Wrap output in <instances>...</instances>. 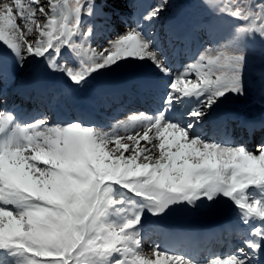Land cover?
Masks as SVG:
<instances>
[{
	"label": "snow or ice",
	"instance_id": "obj_1",
	"mask_svg": "<svg viewBox=\"0 0 264 264\" xmlns=\"http://www.w3.org/2000/svg\"><path fill=\"white\" fill-rule=\"evenodd\" d=\"M206 3L236 22L232 35L177 69L155 31L169 0L106 46L87 21L122 20L119 6L131 0H0V83L35 73L85 90L135 65L116 91L135 88L152 103L107 130L80 118L21 122L0 88V264H196L155 242L145 253L146 217L221 200L242 231L230 254L207 264H264V119L245 123L251 143L203 133L225 102L247 101L254 88L264 97V79L247 77V42L264 40V0Z\"/></svg>",
	"mask_w": 264,
	"mask_h": 264
},
{
	"label": "rangeland",
	"instance_id": "obj_2",
	"mask_svg": "<svg viewBox=\"0 0 264 264\" xmlns=\"http://www.w3.org/2000/svg\"><path fill=\"white\" fill-rule=\"evenodd\" d=\"M99 1L100 0H97L98 3L102 4V2ZM5 2H8V0H5ZM155 2L156 0H131L132 7H129L124 4H121L119 6L123 12L122 20L113 18L111 21H109L107 19L96 20L95 18H93L88 20L87 23H91L95 26L96 31L98 33L97 43L100 46H106V41L108 38H110L116 32H123L127 28L135 26V21L139 18L140 13L145 11L147 7L151 6ZM190 2L192 5V9L187 11L184 8V4L185 3L188 4L189 0H169V3L172 5V7H170L166 11L162 23L157 26L158 36L162 37V39H165L167 37V34L169 33L170 26H176L177 19H179L181 16L184 15L185 23L187 26L186 28L187 31L185 32H187L188 37L191 38L189 42L187 41L184 43V50H183L184 57H180V59L182 58L185 59V61L183 59V65L186 63H190L199 53L203 52L205 49H208V47L209 48L213 47L212 49H214L217 46L225 44L228 41V39L231 37L232 32L234 30V25L236 24L235 21H231L227 18H221L215 15L213 10L208 7L206 0H190ZM106 10L107 9H105V11ZM207 20H211L210 24L212 26L205 24ZM86 26L87 24L84 25V27ZM179 30L181 31V28H179ZM216 35L221 36L220 38L221 40L218 44L215 43ZM173 42L174 40L171 41V44L168 47H166L165 50L168 52L170 62L173 64L175 68L179 69L182 68L183 66L182 65L179 66L177 62L175 55L176 48ZM247 49L251 57L247 70V77L255 85L261 79H264V40H261L259 37H257L255 39L248 41ZM131 72H137V68L135 65L127 66L125 71H122L120 73H110L102 77H109V78L116 77V81L120 85H122L123 83L122 77L125 74H130ZM37 78L39 77H37L35 73L32 74L22 73L19 74L14 81H10L7 85L0 83V88H2L6 94L8 105L10 103V99H12L13 97L14 92H16V90L18 89V86L26 83L28 84V88L31 91L32 89L30 88L34 87V85L37 82ZM57 79L59 80L60 88L65 89V91L67 90L69 94H72L74 91H80L90 96H93L95 94L92 85H90L85 90H73L71 89L70 86H67L66 80H64L63 78H57ZM13 86H17V87L14 88ZM7 89H13V93L9 94L8 91L10 90ZM19 99L23 102L25 101V105H27L28 108L30 109V107L32 106L31 98H29L31 100L27 99L26 97L23 99L21 97ZM23 102H20L19 104H22L21 106H24ZM256 105L260 106L264 110V97H262L259 91H256L255 88L252 97L247 101L230 100L228 102H225L219 108L230 107L231 109L234 110L232 114L236 115L232 119H237V120H235L236 121L235 122L229 119L228 117L229 114L225 111L223 114L224 116L222 115L224 118L221 121V125H220L221 128H223V130L226 131L230 123L232 124L233 129L235 125L239 127L240 124L243 123V118L249 115L248 114L249 110ZM33 108L30 110V112L28 111L30 115L32 114L31 112L33 111ZM129 115L130 114H128L127 117ZM231 116L232 115H230V117ZM127 117L125 116V118H123L122 116L123 118L122 120H125ZM106 121H104L103 123H105ZM211 121L212 118H210L204 124V126L208 127L211 124ZM115 122L117 121H110L108 124L103 125V127L107 130ZM50 123H52V120ZM237 131H242V130H237ZM229 134H231V130H227L223 136H220L217 133L216 134L217 136H212L211 134H208L205 137L208 139L216 140L217 142L220 143H227V142L242 143V140L243 142L251 143L250 141H248V137H244L245 135H247L246 129L243 130L242 132H234L232 137L233 139L231 138L232 141L230 140L231 136L228 138ZM235 134L237 135L235 136ZM234 137L236 138L234 139ZM204 219H207L209 222H211V225L208 226L209 228L207 226L200 227V224L195 222ZM225 223H227V225L228 223L231 224L230 228L226 229V232H224V229H222V226H224ZM175 224L178 226L179 229L178 232L180 234L183 233L180 228L182 227L185 228V226L188 227V225H190V227L188 228H192L191 227L192 225L193 228L197 227L204 232L209 231L210 228H212L215 229V232L212 235L210 234L211 235V236L209 235L210 237L205 236V242L201 244L199 243L200 245H197L195 241H191V245L193 244L192 246L187 245L185 240L183 239L180 241V245L176 247L168 248L166 246L167 245L166 243L167 240H169L168 238L172 236L171 233L173 231L169 232L168 230L169 228H166L160 224L159 216H147L142 232L146 231V229L154 228L156 231H158V235L151 236V238L153 239L149 238V241L147 239L148 243L144 245V252L148 253L149 246L155 242L160 244L161 247H164L165 245V247L168 248L171 253L181 254L186 259L194 260L196 264H207V262L211 258L214 257L223 258L226 255L230 254L234 250V248L238 245L240 240V233L242 231V225L239 222L235 209L231 206L229 202L224 200H221L218 204L211 207L202 206L200 208H190L183 205L179 206L176 215ZM219 228L222 229V231L225 233L222 237L220 236V231L217 230ZM142 234L144 236V233ZM204 243H205V247L202 248ZM189 249L194 250L195 253L191 255L190 252L192 251H189ZM183 251H185L186 253H183Z\"/></svg>",
	"mask_w": 264,
	"mask_h": 264
},
{
	"label": "bare ground",
	"instance_id": "obj_3",
	"mask_svg": "<svg viewBox=\"0 0 264 264\" xmlns=\"http://www.w3.org/2000/svg\"><path fill=\"white\" fill-rule=\"evenodd\" d=\"M99 2H102V1L100 0ZM95 19L96 20H102V19H106V18L103 17V16H97V17H95ZM220 35H218V36L216 35L215 36V43L216 44H218L220 42V40H221L220 39L221 38ZM212 48L213 47H211V48L208 47V49H212ZM179 66H181V65H179ZM35 80H36V78H35ZM37 82H36L35 86L32 88V92L31 93H29L30 90L28 88V84H26V83L25 84H22L21 83L22 85L19 84L20 86H18V89L14 93L15 95H14V97L12 99V101L14 100V104H12L11 107L16 109V111H17L18 116H19L20 119H23V117H24L25 120H28L29 118H27V117L28 116H31L28 113V109L25 108V107L22 108L21 107L22 104H18V102H16V100L17 101L20 100L19 99L20 97H22V99H23L24 96H26L28 98H31L32 101H34V102L37 101V103H38V108H33V111H39V108H42V109H45V108H57V109H55L53 111V114L54 113H57V116L60 118V115H59L60 109H59V107L60 106L65 107L66 106V103L64 101V97L59 93L60 90H59V88H57V84H54V82H51L50 83L45 78H42V80L40 82H38V83ZM13 87L16 88L17 86H13ZM13 89H7V90H10V91H8L9 94L13 93ZM115 92H116V89H114V92L113 93H115ZM65 95H68V94L65 93ZM42 100H43V103H40ZM77 106H78V104H76V103L70 104V107L72 108V110L75 111V110L78 109V111H75L76 114H78L79 110L82 109L80 106L79 107H77ZM62 110H66V109L65 108H62ZM222 111L223 110H220L219 112L216 113V115H220ZM248 114L249 115L247 117H244L243 118V123L240 124V126L237 128V130H242L245 127L244 125H245L246 122H249V121H260V120L264 119V110H263V108H261L258 105L253 106L249 110ZM36 115L37 114H33L31 116V118L32 117H35ZM214 117H215V115H214ZM82 119H84V118L82 117ZM106 120H108V119L105 117V113H103L101 117L95 118L94 120H92V123H103ZM241 126H243V127H241ZM244 137H247V135H245ZM242 142H243V140H242ZM195 222H197L198 224H200V227H204V226H207L208 227V226L211 225V222H209L207 219L200 220V221H195ZM230 225L231 224H229V223H228V225H227V223H225V225L222 226V229H229L230 228ZM188 227H190V225H188ZM188 227L185 226V228H180L181 231L183 232L181 234L178 232L179 229L176 226L175 227H172L171 230L168 229L169 232L170 231L171 232L173 231L172 232L173 234L171 233L172 236L170 238H168L169 240H167V243H166L167 245L166 246L168 248L169 247H176V246L180 245V241L183 240V239L185 240V242H186L187 245L192 246L193 244L191 245V241H195V243H197V245H200L201 243L205 242V236L206 237H210L215 232V229H212V228H210L209 231L204 232V231L200 230L197 227L193 228L192 225H191L192 228H188ZM220 228L217 229V230L220 231V236L222 237L225 233ZM205 230H207V229H205ZM164 247H165V245H164ZM203 247H205V243L203 244L202 248ZM189 251H192V252H190L191 255L193 253H195L194 250H192V249H189ZM183 253H186V252L183 251Z\"/></svg>",
	"mask_w": 264,
	"mask_h": 264
},
{
	"label": "water",
	"instance_id": "obj_4",
	"mask_svg": "<svg viewBox=\"0 0 264 264\" xmlns=\"http://www.w3.org/2000/svg\"><path fill=\"white\" fill-rule=\"evenodd\" d=\"M173 209L174 210H172V211L160 216V221L166 226H169V225L173 224V216L176 213L177 205L173 206Z\"/></svg>",
	"mask_w": 264,
	"mask_h": 264
}]
</instances>
